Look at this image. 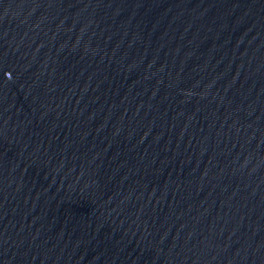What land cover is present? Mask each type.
<instances>
[{
  "label": "water",
  "instance_id": "obj_1",
  "mask_svg": "<svg viewBox=\"0 0 264 264\" xmlns=\"http://www.w3.org/2000/svg\"><path fill=\"white\" fill-rule=\"evenodd\" d=\"M0 264H264V0H0Z\"/></svg>",
  "mask_w": 264,
  "mask_h": 264
}]
</instances>
